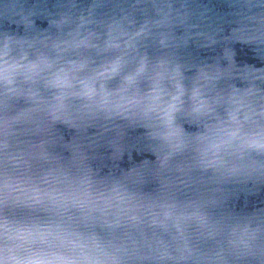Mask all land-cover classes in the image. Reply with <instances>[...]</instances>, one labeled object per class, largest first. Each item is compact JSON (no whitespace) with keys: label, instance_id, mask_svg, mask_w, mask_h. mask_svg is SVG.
<instances>
[{"label":"water","instance_id":"95a60500","mask_svg":"<svg viewBox=\"0 0 264 264\" xmlns=\"http://www.w3.org/2000/svg\"><path fill=\"white\" fill-rule=\"evenodd\" d=\"M0 24L2 62L18 69L11 86L0 89V178L7 185L0 194V248L6 260L63 255L93 264H174L187 253L195 263L188 257L181 264H264V188L252 187L255 180L264 187V164L261 174L251 175L246 171L256 167L241 158L249 153L255 160L264 151L239 142V150L203 152L220 127L264 129V0H0ZM40 58L46 64L35 66ZM115 58L128 73L146 60L147 71L126 90L120 79L107 82V105L99 97L92 105L58 102L61 69L87 60L78 75L89 76ZM189 62L200 79L180 67ZM28 64L32 70L21 67ZM211 73L207 83L221 95L214 109L198 89ZM158 78L169 92L183 83L185 104L174 114L185 134L182 150L163 120L170 97L151 107ZM193 90L205 100L203 115L192 113ZM221 98L240 103L237 116L223 113ZM19 232L32 243L14 239ZM208 252L216 258L203 260Z\"/></svg>","mask_w":264,"mask_h":264},{"label":"snow or ice","instance_id":"6c2138e0","mask_svg":"<svg viewBox=\"0 0 264 264\" xmlns=\"http://www.w3.org/2000/svg\"><path fill=\"white\" fill-rule=\"evenodd\" d=\"M71 2V0H69ZM97 3H101V0H96ZM234 3L240 4H254L257 0H233ZM261 41H264V33L261 34ZM6 52V48L2 39H0V89L5 86H11V81L14 80V73L18 70L15 65L5 68L3 64V56ZM46 64L43 58H40L36 62L35 66ZM103 71L100 68L95 67L92 70V74L89 76L80 77L78 73L84 72L89 67L87 60H81L78 64H73L70 71L65 72L61 69L59 76L62 79L58 80V84L62 87V92L57 96L58 102L63 105L65 101L70 99H79L92 105L96 103L99 97V103L101 105H107L109 103L110 92L107 91V82L120 79L122 81L121 88L125 90L128 86L134 85L138 80L144 76L147 71V61L140 60L139 64L135 67L134 71L128 73L126 71L127 65L121 58H115L110 61L102 63ZM22 68L29 70L33 69V65H21ZM75 73V75H73ZM94 73V74H93ZM103 79L104 83H100V87L97 88V83ZM78 88V90H76ZM151 107L159 106V102L164 95H168L167 106L163 108V120L168 129L169 138H175V148L182 150L184 148L183 137L184 133L176 127L174 114L183 109L185 101V90L183 86L176 83L175 90L172 92L167 91L163 87L161 79H156L152 83L150 92ZM192 113L194 115H203L206 113V106L199 99L198 91H193L192 94ZM233 120L235 118L233 117ZM242 142V147L252 148L259 151H264V129L249 133L244 131L241 126L234 127H220L214 138H209L208 142L204 145V153H212L219 155L222 152L230 151L232 147L237 143ZM7 185L0 178V194L3 192V188ZM4 201L0 198V228L3 227V216L2 208ZM2 238V233H0ZM14 239L19 240L22 244H31L23 232H19ZM74 247L76 246L75 241H69ZM3 249L0 248V264H93V262L84 259L76 260L73 258L65 257L63 255L57 256L55 261H45L38 258H32L21 261H11L5 259L2 255Z\"/></svg>","mask_w":264,"mask_h":264}]
</instances>
